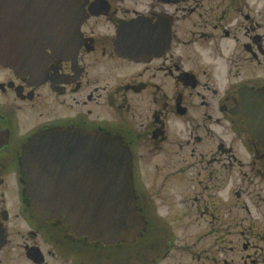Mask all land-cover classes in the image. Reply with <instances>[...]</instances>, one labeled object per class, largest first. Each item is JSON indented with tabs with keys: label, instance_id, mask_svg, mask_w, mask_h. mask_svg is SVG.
<instances>
[{
	"label": "flooded vegetation",
	"instance_id": "af4514ba",
	"mask_svg": "<svg viewBox=\"0 0 264 264\" xmlns=\"http://www.w3.org/2000/svg\"><path fill=\"white\" fill-rule=\"evenodd\" d=\"M27 1L0 0L14 61L0 63V264H264V140L247 111L264 108V0H54L44 20ZM69 131L129 147L146 222L133 242L31 205L25 146Z\"/></svg>",
	"mask_w": 264,
	"mask_h": 264
},
{
	"label": "water",
	"instance_id": "95a60500",
	"mask_svg": "<svg viewBox=\"0 0 264 264\" xmlns=\"http://www.w3.org/2000/svg\"><path fill=\"white\" fill-rule=\"evenodd\" d=\"M28 1L42 20L50 16L45 11L54 0ZM13 62L0 40V63ZM258 105L247 110L250 130L264 140V108ZM66 137L62 146L52 132H44L25 146L22 164L31 205L46 218L63 215L72 231L90 240L133 242L146 222L138 213L129 147L108 135L69 131Z\"/></svg>",
	"mask_w": 264,
	"mask_h": 264
},
{
	"label": "rangeland",
	"instance_id": "374dc122",
	"mask_svg": "<svg viewBox=\"0 0 264 264\" xmlns=\"http://www.w3.org/2000/svg\"><path fill=\"white\" fill-rule=\"evenodd\" d=\"M163 202H165V204H169V203H171V202H173L174 204H176L175 205V214H177L178 213V208L176 207L177 205H178V202H179V199H178V196L177 195H175V196H172V197H170V198H165V199H163ZM166 210H167V208H164V211L166 212ZM164 212V213H165ZM170 219V218H169ZM169 222V221H168Z\"/></svg>",
	"mask_w": 264,
	"mask_h": 264
}]
</instances>
